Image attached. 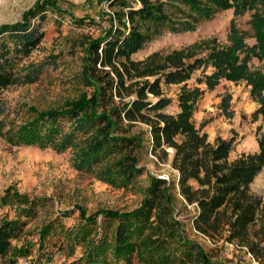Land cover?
Here are the masks:
<instances>
[{"label": "trees", "instance_id": "obj_1", "mask_svg": "<svg viewBox=\"0 0 264 264\" xmlns=\"http://www.w3.org/2000/svg\"><path fill=\"white\" fill-rule=\"evenodd\" d=\"M257 1L107 0L113 10L108 27L99 37L84 36L80 43L84 58L79 78L86 93L61 109L40 112L18 125L0 120V139L9 147L49 148L56 154L70 151L72 170L91 173L118 190L131 187L144 174L143 151L164 161L170 149V167L177 173L173 183L193 207V229L211 242L235 244L257 262H264V227L256 226L262 199L249 190L264 168V138L258 141L257 153L229 160L235 137L210 143L192 121L205 93L221 79L247 76L244 63L249 57L264 58V17L255 14L250 23L255 47H248L244 34L232 26L230 43L211 47L203 55L177 50L151 53L142 60L132 58L163 32H192L224 10L232 8L238 16ZM50 9L61 15L55 1L41 0L20 21L0 26V92L37 83L44 69L54 64L56 56L24 63L44 37L40 23ZM248 78L254 91H264V76L256 73ZM171 88L176 90V112L167 113L173 103L167 95ZM258 100L255 119L258 114L264 118V96ZM6 113L0 98V117ZM138 124L146 130L133 134ZM148 184L133 210L81 213L80 222L71 229H64L58 220L43 226L37 255L29 264L51 260L46 241L54 235L64 236L58 250L69 254L76 246L82 249L81 257L69 264H223L211 260L185 236L175 214L171 183L150 175ZM9 199L24 206L15 219L0 223V264H16L19 257H29L28 248L11 256L8 250L41 203L8 189L0 204ZM69 214L60 213L63 217Z\"/></svg>", "mask_w": 264, "mask_h": 264}, {"label": "rangeland", "instance_id": "obj_2", "mask_svg": "<svg viewBox=\"0 0 264 264\" xmlns=\"http://www.w3.org/2000/svg\"><path fill=\"white\" fill-rule=\"evenodd\" d=\"M40 1L0 0V26L20 21L21 15ZM53 1L61 9V15L51 9L45 12V19L40 23L44 37L24 63L50 61L53 56L57 58L54 64L44 69L37 83L9 87L0 92V98L7 111L0 120H4L6 124L18 125L40 112L61 109L66 103L77 100L83 92L86 93L79 78L84 58L81 39L84 36L99 37L108 27L109 16L111 17L113 10L107 0ZM255 14L264 17V0L247 6L238 16L232 8L224 10L212 19L196 25L192 32H163L132 58L142 60L151 53L162 55L177 50L203 55L211 47L228 45L232 26L237 32L244 34L243 40L248 47H255L257 41L250 24ZM38 22L37 19L34 24L37 25ZM242 59L243 55H240V60ZM244 64L247 76L238 80L221 79L213 90L205 93L197 102L192 116L194 125L206 134L210 143L218 138L227 140L235 137L229 160L238 158L243 153H257L258 141L264 138V118L260 114L256 119L253 118L261 104L258 98L264 96V91H254L248 78H254L256 73L264 76V58L251 56ZM174 89L167 91V95L173 100L169 108L171 113L176 110ZM145 130L144 125L138 124L132 133H143ZM143 138L147 139L145 135ZM168 152V157L159 161L152 154L143 151L140 165L145 169L144 174L137 178L131 187L118 190L97 181L91 173L72 170L70 151L56 154L49 148L40 150L33 146L9 147L0 139V197L5 190L10 189L25 200L37 199L41 202L36 214L26 221L27 225L20 236L11 243L8 256L21 248H28L31 251L29 257H19L16 264H29L37 255L39 232L43 226L58 220L64 229H71L80 222L81 213L90 216L105 210H133L141 202L142 192L149 185V176L167 174L171 183L175 214L189 240L200 245L214 262L264 264L250 258L244 249L235 244L211 242L193 229V207L187 205L180 197L173 183L175 172L170 167L173 152L170 149ZM249 190L252 195L262 199L256 226L264 227V168L253 179ZM23 206L12 199L0 204V223L15 219L18 209ZM65 211L70 214L61 216L60 213ZM63 238L64 236L54 235L47 239L46 250L51 260L46 264H69L81 257L82 249L78 246L69 254L66 250H58Z\"/></svg>", "mask_w": 264, "mask_h": 264}, {"label": "built area", "instance_id": "obj_3", "mask_svg": "<svg viewBox=\"0 0 264 264\" xmlns=\"http://www.w3.org/2000/svg\"><path fill=\"white\" fill-rule=\"evenodd\" d=\"M156 177L163 180L164 182H167V183L170 182L169 176L167 174L166 175H159ZM248 256H250V258H252V256L250 254H248ZM252 259H254V258H252Z\"/></svg>", "mask_w": 264, "mask_h": 264}, {"label": "crops", "instance_id": "obj_4", "mask_svg": "<svg viewBox=\"0 0 264 264\" xmlns=\"http://www.w3.org/2000/svg\"><path fill=\"white\" fill-rule=\"evenodd\" d=\"M166 112H167V113H171L170 110H169V108L166 109ZM175 112H176V110H175ZM174 172H175V171H174ZM176 176H177V173L175 172V173H174V177L176 178ZM175 178H174V179H175Z\"/></svg>", "mask_w": 264, "mask_h": 264}]
</instances>
